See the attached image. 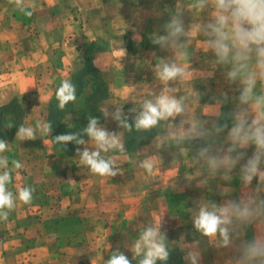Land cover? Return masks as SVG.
I'll return each mask as SVG.
<instances>
[{
  "label": "crops",
  "instance_id": "0c3cea01",
  "mask_svg": "<svg viewBox=\"0 0 264 264\" xmlns=\"http://www.w3.org/2000/svg\"><path fill=\"white\" fill-rule=\"evenodd\" d=\"M34 3L35 8L26 9L32 12L29 16L12 0H0V107L17 101L25 110L24 125L47 122L46 104L57 86L82 65L93 45L99 47L93 56L95 67L104 73L114 65V71L120 72V80L116 76L119 83L110 88L102 109L114 112L121 107L128 121L134 122L131 108L139 110L145 100L171 88L169 94L183 97L187 111L162 121V134L139 149L104 154L116 161L121 174L115 177L91 173L80 164L76 151H68L50 135L37 131V139L32 141H20L14 135L3 153L12 173L8 189L15 194L21 187L31 186L35 192L30 204L17 200L7 219L0 218V264H75L86 238L94 239V247L81 264H104L117 250L132 263L131 244L150 220H161L166 236L176 230L178 246L185 255L191 247L197 248L199 264H235V245L217 248L196 232L192 216L198 201L219 204L245 191L238 177L239 165L231 174L232 180L226 181L222 172L210 170L204 160L193 159L205 140L190 139L197 143L175 145L177 137L173 135L186 133L194 120L218 118L219 123L227 122L231 127V120L225 121L220 114L234 110L239 84L228 80L230 66L217 64L208 48L210 37L203 29L213 19L211 5L200 10L193 6L195 0ZM179 10L183 11L187 33L181 38L184 47L161 49L153 37L165 34L163 25ZM142 43L143 54L134 56L132 46ZM128 59L132 61L125 63ZM161 60L184 66L187 77L164 84L156 76ZM256 92H260L259 83ZM225 98L223 104L216 103ZM181 120L185 123L178 128ZM101 125L121 134L124 143V129L111 116ZM227 132L215 138L225 147ZM87 147L95 146L89 142ZM253 151L254 147H249L247 156ZM14 159L24 167L13 169ZM144 159L153 164L150 174L139 166ZM203 180L207 183H201ZM256 183L254 179L250 187ZM224 189H230L227 196L222 195ZM256 232V226H250L244 238L251 239Z\"/></svg>",
  "mask_w": 264,
  "mask_h": 264
},
{
  "label": "clouds",
  "instance_id": "9594fccd",
  "mask_svg": "<svg viewBox=\"0 0 264 264\" xmlns=\"http://www.w3.org/2000/svg\"><path fill=\"white\" fill-rule=\"evenodd\" d=\"M15 6L27 15H32L28 8H35L34 0H12ZM211 5L213 19L204 25V34L208 48L214 53L216 63L228 65L227 78L232 83L239 84L238 101L234 110L220 116L231 120L221 124L219 119L201 122L194 120L186 133H173L177 144L190 139H203L205 143L198 148L193 159L204 160L210 170L222 172L226 181L232 180V172L239 165L238 177L245 191L238 198L225 199L223 203L211 200L197 202L193 213V226L201 236L213 241L217 248H229L235 245L237 253L235 264H264V0H195L194 7L203 10ZM183 11L179 10L163 25V35H155L153 43L161 49H179L184 47L181 39L186 33ZM186 68L176 62L161 60L156 66V76L164 84L186 78ZM260 92L257 94V84ZM173 89L165 88L154 99L145 100L139 110L133 107L134 127L136 131H150L162 121L183 116L186 104L183 97L170 95ZM57 107L63 110L66 105L76 100V87L70 80H64L56 90ZM225 99H217V104H223ZM105 118H111L118 126L132 131L128 117L121 107L114 112L108 108L101 110ZM185 123L180 121L179 127ZM204 124H209L208 128ZM14 127L12 124L8 128ZM228 130L225 147L215 138ZM37 131L42 136L52 132L50 122L38 121L35 126L21 124L17 127L15 137L20 141L37 139ZM87 137V139H85ZM58 144L72 142L84 146L77 148L76 155L80 164L86 166L91 173L104 177H115L121 174L115 159L106 157L109 152L126 151L121 134L106 130L100 120L88 116V123L82 133L61 134L53 139ZM94 144V149L87 147ZM254 147L251 156L246 150ZM8 150V142L0 139V218L7 219L9 211L15 208L17 200L30 204L35 189L25 186L13 193L8 189L12 181L9 160L3 155ZM241 161H244L241 163ZM12 168L20 170L24 165L19 160L11 161ZM139 166L149 174L153 164L150 159H144ZM254 179L257 183L250 187ZM73 181V180H69ZM201 183H207L206 180ZM230 189H224L222 195H228ZM255 225L256 234L251 239L244 238L246 229ZM161 220H150L143 225L138 238L131 244L133 258H138V264H157V261H167L169 249L166 233L161 231ZM238 242V243H237ZM187 264H199L200 252L195 247L186 253ZM104 264H131L128 257L119 250L112 252Z\"/></svg>",
  "mask_w": 264,
  "mask_h": 264
},
{
  "label": "trees",
  "instance_id": "16d2710c",
  "mask_svg": "<svg viewBox=\"0 0 264 264\" xmlns=\"http://www.w3.org/2000/svg\"><path fill=\"white\" fill-rule=\"evenodd\" d=\"M92 48L87 50L82 65L75 69L69 78L76 87L75 102L68 103L63 110L57 107L58 101L55 94L61 83L57 86L52 99L48 102L46 109L47 122L52 124V132L50 133L52 140L55 136L61 134L82 133L83 127L88 123V116L98 118L100 123L105 121V117L101 113V104L109 96V87L103 72L93 64V57L90 54ZM24 115L25 110L17 101L0 107V139H4L7 142L11 141L16 134L17 127L23 124ZM4 121L7 122L5 126L2 125ZM128 123L132 125V131L124 129V145L126 151L129 152L152 142L163 132L162 122L158 127L147 132L136 131L134 122L128 121ZM9 124L14 127L8 128ZM1 129H3L2 132ZM59 145L68 151H76L77 148L81 147V145H76L72 142ZM168 249L170 252L168 260H158L157 264H187L184 253L179 247L171 246ZM131 264H138V258Z\"/></svg>",
  "mask_w": 264,
  "mask_h": 264
},
{
  "label": "rangeland",
  "instance_id": "374dc122",
  "mask_svg": "<svg viewBox=\"0 0 264 264\" xmlns=\"http://www.w3.org/2000/svg\"><path fill=\"white\" fill-rule=\"evenodd\" d=\"M93 48H92V50H91V53L90 54H92V57L97 53V49H99V47L98 46H95V45H93L92 46ZM144 47H145V44H141L140 46L139 45H133L132 46V49H131V51L134 53V56L136 55V54H139V55H142L143 54V49H144ZM151 47H155V45H152ZM103 48V47H102ZM130 61H132V60H130V59H128V60H126L125 61V63H128V62H130ZM120 66H122L121 64H118V67H120ZM78 67H80V66H78ZM77 67V68H78ZM116 67V66H115ZM76 68V69H77ZM124 68V67H123ZM119 71H117V72H115L114 71V65H113V67H111L109 70H107V71H104V76H105V78H106V80H107V82H108V87H109V96H108V98L105 100V101H107L108 99H109V97H110V88H112L115 84H117V83H119V80H120V75H119ZM117 75H119V80L118 81H116V76ZM105 101H103V103L105 102ZM103 103L101 104V107H103ZM47 105H48V103L46 104V106H45V115H46V117H47ZM7 124V122L6 121H4L3 122V124L2 125H6ZM166 124V123H165ZM167 125V124H166ZM173 126V125H172ZM174 127V126H173ZM2 130L3 129H1V132H2ZM177 140V139H176ZM200 142V141H199ZM195 143H197V140L196 141H192V140H185L184 142H182V143H180V145H183V144H195ZM175 145H179V144H176L175 143ZM141 147V146H140ZM140 147H138L137 149H139ZM136 149V150H137ZM171 234L170 235H168V236H166V238H167V243H168V248H170L171 246H177V247H179L178 245V242H179V238L177 237V231L175 230V231H172V230H170L169 231ZM87 239V238H86ZM84 240V244H83V247L82 246H80V252H79V259L77 260V262L75 263V264H81V263H83L84 261H85V259L88 257V255H89V253H90V250H91V248H93L94 247V244H93V238H89V239H87V240ZM182 250V249H181ZM184 256H185V254H184ZM185 258V257H184ZM135 260V259H134ZM187 262V261H186Z\"/></svg>",
  "mask_w": 264,
  "mask_h": 264
}]
</instances>
